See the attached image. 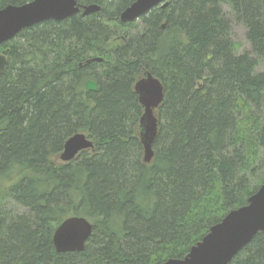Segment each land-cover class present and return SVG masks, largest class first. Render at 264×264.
I'll return each instance as SVG.
<instances>
[{
  "label": "trees",
  "instance_id": "trees-1",
  "mask_svg": "<svg viewBox=\"0 0 264 264\" xmlns=\"http://www.w3.org/2000/svg\"><path fill=\"white\" fill-rule=\"evenodd\" d=\"M30 1L0 0V9ZM135 1L79 0L101 11L0 44V264L183 258L264 183V0H170L139 28L119 19ZM233 20L252 53L237 54ZM148 72L165 86L149 163L135 91ZM79 132L94 148L57 162ZM73 215L92 235L83 251L58 252L54 232ZM229 264H264V232Z\"/></svg>",
  "mask_w": 264,
  "mask_h": 264
},
{
  "label": "water",
  "instance_id": "water-1",
  "mask_svg": "<svg viewBox=\"0 0 264 264\" xmlns=\"http://www.w3.org/2000/svg\"><path fill=\"white\" fill-rule=\"evenodd\" d=\"M170 0H136L124 9L119 19L130 23L141 19L152 9L166 7ZM82 10L83 15L101 11L98 4L84 5L79 0H32L22 5L9 4L0 9V44L15 38L23 29L53 19L63 21ZM102 61V57L96 58ZM8 62L6 54H0V75ZM86 88L96 91L97 81L88 79ZM135 91L144 107L140 120V139L144 146V160L149 163L154 157V141L158 135L157 109L165 97L163 82L151 72L135 83ZM94 148L93 140L85 133L71 136L60 154L69 162L87 149ZM93 232V224L84 216L66 218L56 228L53 236L58 252H81ZM259 232H264V183L252 194L248 203L231 210L220 222L214 224L183 258H170L161 264H229Z\"/></svg>",
  "mask_w": 264,
  "mask_h": 264
},
{
  "label": "rangeland",
  "instance_id": "rangeland-1",
  "mask_svg": "<svg viewBox=\"0 0 264 264\" xmlns=\"http://www.w3.org/2000/svg\"><path fill=\"white\" fill-rule=\"evenodd\" d=\"M224 10H225L226 13H228V15L231 18L233 17L232 14H231L232 11H231L230 6L224 5ZM140 21H141V19H139L137 21L135 27L139 28V24L141 23ZM232 22H233L232 23V27H233L232 28V31H233L232 39H233V41L236 44V52H237V54H242V53H245V52L252 53V46H251V43H250V41L248 40V37H247V28L244 25L237 23L235 20H233ZM0 54H3V53L0 52ZM257 71H264V61H262L258 65ZM54 158H55V160L57 162H59V161L64 162L61 159L60 155H57ZM24 211H25L24 208L19 209L20 213L24 212Z\"/></svg>",
  "mask_w": 264,
  "mask_h": 264
}]
</instances>
